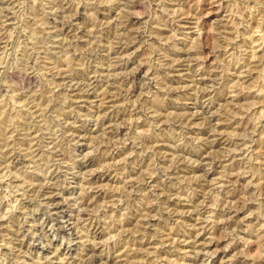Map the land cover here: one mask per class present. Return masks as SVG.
<instances>
[{"label":"rangeland","instance_id":"374dc122","mask_svg":"<svg viewBox=\"0 0 264 264\" xmlns=\"http://www.w3.org/2000/svg\"><path fill=\"white\" fill-rule=\"evenodd\" d=\"M0 264H264V0H0Z\"/></svg>","mask_w":264,"mask_h":264}]
</instances>
